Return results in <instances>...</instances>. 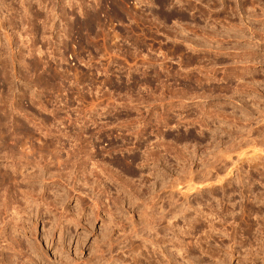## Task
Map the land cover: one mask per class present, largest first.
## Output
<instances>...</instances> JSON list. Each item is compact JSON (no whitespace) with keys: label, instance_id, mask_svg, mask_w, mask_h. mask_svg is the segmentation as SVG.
I'll list each match as a JSON object with an SVG mask.
<instances>
[{"label":"rangeland","instance_id":"obj_1","mask_svg":"<svg viewBox=\"0 0 264 264\" xmlns=\"http://www.w3.org/2000/svg\"><path fill=\"white\" fill-rule=\"evenodd\" d=\"M12 211L0 264H264V0H0Z\"/></svg>","mask_w":264,"mask_h":264},{"label":"bare ground","instance_id":"obj_2","mask_svg":"<svg viewBox=\"0 0 264 264\" xmlns=\"http://www.w3.org/2000/svg\"><path fill=\"white\" fill-rule=\"evenodd\" d=\"M8 205V204H7ZM3 207L5 208V211H6V213H7V211H10L9 209H10V207H6L5 205H3ZM3 208V209H4ZM2 213V212H1ZM0 218H1V215H0ZM2 221H3V225H2V227L0 226V242H3V241H5V242H7V241H9L10 240V235L12 234H10L9 235V233H8V231H7V226H9L10 224H13L14 226H16V225H18L19 224V221H21V218H20V216H18V212L17 211H12L11 212V214L10 215H8V217L7 218H2ZM21 224L22 223H20V226H21ZM11 226V225H10ZM12 236V235H11ZM13 238V237H12ZM11 238V239H12ZM17 242V241H16ZM17 243H19V242H17ZM20 245V244H19ZM9 246H8V244H5V248H8ZM18 249V248H17ZM23 250V249H22ZM21 250V251H22ZM36 250V249H35ZM20 250L18 251V253L17 252H15L14 253V256H11L10 258H9V260L8 261H10L12 264H15V262L17 263V262H20V260L22 261L23 259H24V257H29V255H27V254H25V251H24V253H22ZM1 252H2V254H4L3 253V251L1 250ZM39 252V251H38ZM28 253V252H27ZM31 255H30V257L32 256V255H34V254H32V253H30ZM11 255V254H10ZM13 255V254H12ZM27 255V256H26ZM3 256V255H2ZM6 256V255H5ZM37 257V256H36ZM28 259V258H27ZM31 259H33V258H31ZM30 259V260H31ZM6 260V259H5ZM34 261V260H33ZM5 262V261H4ZM9 262V263H10ZM1 263H2V261H1ZM8 263V262H7ZM10 263V264H11Z\"/></svg>","mask_w":264,"mask_h":264},{"label":"built area","instance_id":"obj_3","mask_svg":"<svg viewBox=\"0 0 264 264\" xmlns=\"http://www.w3.org/2000/svg\"><path fill=\"white\" fill-rule=\"evenodd\" d=\"M114 56L112 55H109V54H103V55H100L98 59H103L104 62L100 63L101 65L103 66H108V65H112L114 64L113 61H114ZM71 60L73 61V58H71ZM98 61V60H97ZM96 61V62H97ZM96 62L92 61V64L95 63L97 64ZM112 63V64H111Z\"/></svg>","mask_w":264,"mask_h":264}]
</instances>
